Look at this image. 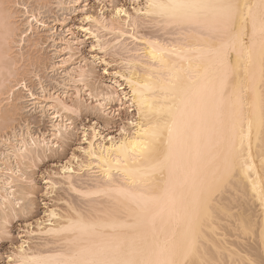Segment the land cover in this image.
I'll list each match as a JSON object with an SVG mask.
<instances>
[{
	"label": "bare ground",
	"instance_id": "obj_1",
	"mask_svg": "<svg viewBox=\"0 0 264 264\" xmlns=\"http://www.w3.org/2000/svg\"><path fill=\"white\" fill-rule=\"evenodd\" d=\"M7 1L0 0L1 77L3 69L16 60L15 56L11 58V53L15 46L12 44L17 40L13 37L19 30L9 11L11 0ZM140 1L135 0L131 12L119 3L112 5L109 16L87 10L83 13L82 18L88 24L83 27L85 31L91 32L96 28L95 31H106L114 37L112 40L115 42L110 39L108 43H101L98 32H91L99 37L96 44L100 50L105 52L110 44L122 43L127 35L138 41L133 48L121 46L126 56L121 61L123 69L114 72L118 78L113 81L116 85L114 90H97L99 93L96 95L102 100L98 102L101 108L117 100L118 109L126 106L134 113L114 135L100 131L98 123L82 127L83 143L76 147L81 158L72 152L59 165L58 172L43 177L47 193L61 183L74 195L82 197V202L77 203L80 198L75 202L61 197L65 204L60 208L56 206L59 210L55 206L46 207L34 222H26V234L44 241L38 245L35 243L33 248L28 244L30 237L22 239L8 255L13 264L20 261L23 264H47L63 259L72 249L68 241L88 239L77 231L81 221L102 225L99 231L117 239L134 240V246L143 253L141 258L155 259L150 253L167 247L177 261L186 255L187 264H264V107L261 105L259 41L254 53V77L244 76L243 57L240 62L239 83L249 90L243 91L239 100L221 97L218 88L222 73L215 53L209 50L229 43V36L176 23L161 15L159 10L149 7L150 0ZM211 2L240 5L236 27L246 26L249 36L253 19L259 28L260 0ZM69 3L73 11L78 7L84 10L86 6L84 4L83 8L80 0ZM245 4L251 6V12L243 7ZM117 8L122 11L117 13ZM28 12V28L33 27V16L38 25L45 24L38 21L36 13ZM242 17H247V21ZM140 22V25L149 22L152 23H147L150 26H158L156 29L164 31L160 34L164 33L163 36H137ZM72 41L71 37L61 39L59 49L67 56L60 59V64L63 68L72 65L67 71V83L81 82L84 86L83 77L87 70L80 65L74 66L75 59L70 54ZM230 60L236 63V52L231 53ZM6 70L10 71V68ZM15 70L18 71H4L3 77H11L16 74ZM3 77L0 84L7 79ZM14 82L6 87L3 84L5 88L0 85V106L4 100L12 102L6 111L0 107L3 108L0 127L2 125L5 129L10 126L6 123L18 113L19 105L14 101L20 96L14 94L13 89L20 82L18 79ZM237 83L235 79L230 80L228 91ZM174 84L178 85L175 89L172 87ZM75 89L77 96L81 88ZM212 89H216L217 94L209 99ZM41 90L44 92L43 88ZM62 94H29L42 110L51 111L50 137L44 134L34 137L27 131L26 137V132L14 133L1 141L4 148L0 150V238L7 233L9 222L19 211L31 212L33 206L32 178L24 177L25 184H17L26 172L20 165H34L35 160L45 158L47 151L56 147L62 134L68 132L71 123L67 122L70 117L65 115L66 112L74 113L82 108L78 98L73 104H68ZM193 110H196V117L190 116ZM173 119L176 124L170 152L168 128L173 126ZM5 129L0 130L3 132ZM166 157L168 165L161 170L159 162ZM55 174L59 180L54 178ZM165 190H170L174 205L166 202ZM121 191H134L145 196L159 194L164 200L160 205H150V212L145 213L136 203L125 199ZM20 200L23 203L20 204ZM21 244L24 245L23 251Z\"/></svg>",
	"mask_w": 264,
	"mask_h": 264
},
{
	"label": "rangeland",
	"instance_id": "obj_2",
	"mask_svg": "<svg viewBox=\"0 0 264 264\" xmlns=\"http://www.w3.org/2000/svg\"><path fill=\"white\" fill-rule=\"evenodd\" d=\"M70 1L71 0H11V3H9V5L7 3L9 1L6 2L9 7V11L14 16V24L17 26V29L19 28V30H16L17 35L15 34L16 36L13 38L17 39L20 34V36L23 37L24 31L22 30L28 28L26 23L27 18H29L28 16L30 15L28 11H30L31 13H36L37 18L41 21L38 19L37 20L40 23L45 24L43 26L42 24L38 25V23L33 20V27L28 28V36L24 37L23 41L14 39L16 43L14 42L12 44L13 46L15 44V46L12 49L13 53H11V58L15 56L14 60L15 58L16 60L13 62L12 59L9 58V61L11 60L14 64L11 65L12 62H10V65H7L8 68H10V71L6 70L8 68H4L5 70L3 69V72H11V70L13 72L14 69H17L20 73H18V71L16 72L15 70V76L12 75L11 77H3L5 72L3 73L1 71L3 74L2 77L7 78L3 79V83L0 84L2 85L1 87L5 88L6 85L11 86L15 84L14 81H16L17 79L19 80L20 83L19 85H16V87H14L15 90L13 89V92L16 95L18 94V96H20V99L14 101L19 105L18 113H16L17 115L13 116V118L11 119L12 121H6V124L10 125L9 128L5 129V127H2V125V128L0 127V129H5L3 130V132L0 130V138H2L0 139V150L4 148L3 142L1 141L4 140L5 137L7 138V136H13L14 133L21 134L22 132H26L24 133L25 137L27 136L26 134H28V132L31 135L33 134L34 137H41L43 134L47 138L50 137L49 133L51 129V121L49 113L51 111H47L46 108L42 110L40 105L35 104L34 100L29 95L30 92L34 93L35 95H43L44 92L45 94H48L49 92L62 94V92L66 91L64 95H61L63 99H65L68 104H73L74 101H77L79 99L82 103V108L81 110L78 109V112L74 111V113H72V111L66 112L67 114L64 113L65 115H68V117H70V119L67 121L71 123L69 128H67L68 132L66 131L67 133L62 134L63 137L58 140V146L56 145V147H53L50 151H47V156L45 158H42L39 161L35 160L34 165H31V163L28 164L30 165L29 167H27V164V166L20 165V167L22 166L24 172H26L19 180V182H17V184L23 185V183L25 184L24 180L26 178H32L34 184V191L31 194L33 206L31 212L26 213L24 211L23 213L19 211L17 216L11 219V221L9 222L7 226V237L0 238V264H13L12 259L10 261L8 255L11 251L15 250V247L22 239L26 240L28 239V237H30L31 239L28 240V244L33 248L35 243H37V245L38 243H43V239H39L37 237L35 238V235L29 236L28 234H26V222H34L36 218L42 216V212L46 207L55 206L56 208L57 206L58 208H60L61 205L65 204H63L64 200H62L61 197L63 199L67 198L68 200H73L75 202H77L76 199L80 198L81 201L78 200L77 203L79 204V202H82V197L78 196V194L74 195V192L67 190L66 185L61 183L56 185L54 191L47 193L46 190L48 188L46 189L45 180L43 179V177L49 174L51 175L53 172H58L59 165L62 162L66 161L70 157L72 152H75L77 156H80L81 152L76 147L79 143H83L81 132L82 127H87L92 123H98L97 127L100 129V131H102L103 133L114 135L118 133L117 129L119 128V126L125 123L128 118L133 116L132 113H134L132 109H127L126 106L118 109L119 106L117 100L110 101L105 108H101L98 105V102H102V100L99 98V96L97 97L96 95L101 89L114 90V87H116V85L113 83V81H115V79L118 80L117 76L114 75V72L118 69H123L124 63H122V59L126 56L123 53V49L121 48V46L123 45V47L126 46L129 48H133L138 41L130 38L127 35L124 36L125 39L122 43H114L116 46L109 43L111 47L114 46V48L107 46L111 49L107 48V50L104 52V50H100L99 46H97L96 44L98 38L100 37L99 39L101 43H104V41L108 43L110 42L108 41L110 39L112 42H115L113 41L114 37H111L112 34H108L106 31H102L99 33L98 30H96L99 36L98 38H96L94 34L91 33L94 32L96 28L92 29L91 27V32L88 30L85 31L83 27H87L88 24L87 21L85 22L82 17L84 15L83 13H85V10H87L86 12L89 13H103L104 16H109L112 12V5L119 3L121 5H124V7H126V9L131 12L132 6H134L136 3L135 0H101V2L99 0H86L85 3H83V0H80V5L83 8L84 4L86 6L84 10L81 7V9L78 7V9L75 11H73L71 3H69ZM140 2H142V0ZM26 11L29 14H27ZM144 23L146 24L142 23V25H140L141 22L138 23V25H140V28L138 29L139 33L136 34L137 36H140V34L153 35L157 37L163 36L164 33L162 34V36H160V34L164 31L161 32L160 29V32H158V30L156 29L158 26L153 27L150 26L152 23ZM147 23H149L150 25ZM126 28L129 30L131 29L130 27ZM67 29H69V31ZM96 31L95 33H97ZM68 37H71V40H73L70 54H72L73 59H75V61L73 60L74 66L80 65L83 66L85 70H87L86 75H84L85 78L83 77L84 80L82 79L84 81V86H82L83 83L81 82H68V84V78L66 77L67 71L69 72L72 65H65L63 68L60 64V59L63 56H67V54L64 55V53L66 52H62L59 49L61 47L60 43H62L60 41L62 38ZM122 39L123 38H121L120 40ZM122 53L124 55H122ZM7 73L5 75H7ZM13 76L16 78V80ZM2 77L0 76V79H2ZM22 78L24 79L22 80ZM3 84L5 85V87L3 86ZM23 84H25L26 87H24ZM66 84L70 88L67 86L66 88ZM123 86L124 85H122V87ZM74 87H77L78 89L81 88L78 94L79 96L77 95L78 97L75 95L76 89ZM41 88L44 89V92H42ZM118 91L120 92V90ZM8 102L9 101L6 100L2 101L1 103L3 104V106L0 107H3L4 110H7V108L11 106L10 104H12V102ZM6 103L8 105H6ZM3 108L0 109V112H2ZM11 126L13 127V130L11 129ZM79 158H81V156ZM24 162L26 163V161ZM54 178L59 180L56 174L54 175ZM22 200L24 202V199ZM22 200H20V204L23 203ZM63 207L64 206H62V208Z\"/></svg>",
	"mask_w": 264,
	"mask_h": 264
},
{
	"label": "snow or ice",
	"instance_id": "obj_3",
	"mask_svg": "<svg viewBox=\"0 0 264 264\" xmlns=\"http://www.w3.org/2000/svg\"><path fill=\"white\" fill-rule=\"evenodd\" d=\"M7 7V5H3ZM149 7L159 10L161 15L168 17L179 24H187L193 28L204 29L211 33H220L228 35L230 42L222 45L219 49L209 50L214 52L217 57V64L219 71L222 73L218 94L221 97L229 96L240 99L241 93L249 89H244L240 85V62L243 57L245 65L243 68L244 76L254 77V65L257 41H259V72H260V86H261V105L264 107V0H260L259 8L261 9L259 28H257L256 20L252 22V32L249 36L246 26H242L240 29L236 27V19L240 9V5L231 2H211V0H150ZM243 7L248 8L251 12V6L245 4ZM117 13L122 11L121 8L116 9ZM90 19V18H88ZM246 22L247 17H242ZM32 20H36L33 16ZM29 29L24 30L23 37H17L18 40L23 41V38L28 36ZM232 52H236V63L233 64L230 60ZM179 80V77H175ZM235 79L238 81L234 85L231 91H228L229 81ZM175 89L178 85H172ZM217 94L216 89L210 91L209 99ZM204 103V100H201ZM190 116L196 117V110L190 113ZM131 123V122H130ZM190 123V120L186 122V127ZM176 120L173 119L171 127L168 128L169 132V151L173 148L174 139V126ZM121 132L124 129L121 128ZM168 165V157L165 160L159 162V167L163 170ZM121 195L134 203L138 207H141L145 213L150 212V205H160L167 197V203L169 205L175 204V199L171 195L170 190H165L164 197L159 194H153L145 196L143 193L134 191L123 192ZM102 225L94 223L79 222L77 231L82 236L88 237L85 240L68 241L72 245L70 253L61 260H53L47 262V264H187V257L183 260L177 261L172 258L173 253L167 247H160L153 250L150 255L156 258L144 257L140 249L134 246V240L117 239L112 237L99 229ZM134 227V226H132ZM7 233L3 234L2 238H6ZM21 251L24 249V245H20ZM11 261V257H9ZM19 264H23L20 261Z\"/></svg>",
	"mask_w": 264,
	"mask_h": 264
}]
</instances>
